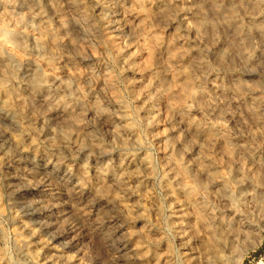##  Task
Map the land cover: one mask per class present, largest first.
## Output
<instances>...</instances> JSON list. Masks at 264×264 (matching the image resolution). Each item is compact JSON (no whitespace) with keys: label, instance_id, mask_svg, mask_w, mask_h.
I'll return each instance as SVG.
<instances>
[{"label":"clouds","instance_id":"1","mask_svg":"<svg viewBox=\"0 0 264 264\" xmlns=\"http://www.w3.org/2000/svg\"><path fill=\"white\" fill-rule=\"evenodd\" d=\"M0 264H264V0H0Z\"/></svg>","mask_w":264,"mask_h":264}]
</instances>
